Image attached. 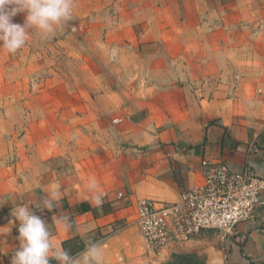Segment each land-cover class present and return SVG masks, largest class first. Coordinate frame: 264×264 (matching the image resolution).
<instances>
[{"label":"crops","instance_id":"1","mask_svg":"<svg viewBox=\"0 0 264 264\" xmlns=\"http://www.w3.org/2000/svg\"><path fill=\"white\" fill-rule=\"evenodd\" d=\"M96 1L106 2L74 0L72 16L87 17ZM128 1L135 11L124 19L113 16L105 36L116 47L133 46L152 59L147 78L136 73L137 86L126 98L98 90L95 102L90 91L80 89L72 93L76 104L53 86V137L45 141L53 153L43 156L38 149L21 155L33 159L29 182L21 163L8 159L13 146L41 147L31 143L24 124H15L30 99L26 91L10 89L25 81L20 75L26 47L14 54L0 50V264H11L20 244L19 221L11 216L18 204H29L48 224L52 243L76 256L94 236L118 223H135L138 199L177 201L182 189L202 179L203 160L223 162L231 171L249 168L264 178V55L257 66L234 58L247 47L246 31H235V25L258 20L264 26V0ZM139 9L142 13L135 14ZM25 17L26 12L18 13L12 22L23 25ZM257 39L264 52V30ZM35 62L29 61L40 65ZM55 76L53 85L59 81ZM85 78L89 86L90 77ZM64 98L69 100L62 103ZM75 109L82 114L68 113ZM11 131L25 133L11 141ZM93 178L101 206L90 202L87 186ZM51 188L61 194L56 207L36 208ZM57 217H67V230ZM202 233L221 250L224 264H264V192L254 218L238 223L232 234Z\"/></svg>","mask_w":264,"mask_h":264},{"label":"rangeland","instance_id":"2","mask_svg":"<svg viewBox=\"0 0 264 264\" xmlns=\"http://www.w3.org/2000/svg\"><path fill=\"white\" fill-rule=\"evenodd\" d=\"M93 9L94 11L87 17L72 16L71 21H68L54 34L49 35L47 39L41 38L39 33L33 29L25 44L24 60L26 65L24 73L20 75L25 81L11 84L10 89L15 92L26 91L30 94V99L27 100L23 109H19L20 114L16 118L20 117L21 121L15 122V124H24L29 130L27 135H30L33 140L31 143L39 141L41 147L28 148L26 146L25 149H22L20 146H13L9 151L8 159L10 162L19 161L21 163L19 169L21 172L23 167L26 182L30 180L34 163L33 159H22L21 155L37 153L38 149L43 156L50 152L53 153V150L45 145V141L49 142L50 137H53V123H55L53 121V91L68 92L64 93V96L68 97L69 95L71 97L70 100L68 99L69 102L75 104L79 102V99H75L72 93L80 92V89L90 91L95 102L100 101L98 90L100 93L105 91V94H111L115 90L121 93L123 98H126L130 94L129 91L137 86L136 79H132L136 73L141 72L143 77L147 78L146 67L150 66L149 62L153 60L140 56V53H135L133 46L131 48H127L125 45L122 48L116 47L109 37L105 36V32L112 23V17H117L120 14L122 19L127 18L132 11H135V3L128 0H106L104 3L96 1L93 3ZM134 13H142V10L139 9ZM235 27V31H246L247 47L245 49L248 50L235 51L234 58L245 59L249 61L250 65L252 63L257 66L258 58L264 55L263 50L257 44L258 35L264 30L263 22H258V20L242 21ZM31 59L37 61L35 65H40L32 67L29 63ZM137 67L142 68L139 71ZM159 72H161L160 68ZM54 75L59 81L57 80L58 82L53 85ZM87 75L90 77L89 86L85 82ZM159 75L161 76V74ZM98 77L100 82H97ZM218 77L220 78V74ZM53 86H56L55 90H53ZM68 100L64 98L61 101L66 103ZM102 106L104 107V103ZM68 113L79 116L82 111L75 109ZM24 133L25 131H11L9 137L11 141H16ZM30 137L27 138V141L30 140ZM36 165L37 163L34 167ZM20 179L22 178L20 177ZM188 242L189 244H186ZM210 242L209 235L202 233L192 237L181 246H177L179 247L177 249L170 246L168 252H163L161 256H154L146 248L138 226L133 222H125L118 223L104 235L94 236L76 256H79L88 245L99 243L103 250V264H168L173 261L175 254L195 253L203 246L211 244Z\"/></svg>","mask_w":264,"mask_h":264},{"label":"built area","instance_id":"3","mask_svg":"<svg viewBox=\"0 0 264 264\" xmlns=\"http://www.w3.org/2000/svg\"><path fill=\"white\" fill-rule=\"evenodd\" d=\"M202 165V179L182 189L177 201L149 197L136 201L135 224L154 256L201 232L215 230L230 235L238 223L254 218L264 178L249 168L231 171L223 162L203 160Z\"/></svg>","mask_w":264,"mask_h":264},{"label":"clouds","instance_id":"4","mask_svg":"<svg viewBox=\"0 0 264 264\" xmlns=\"http://www.w3.org/2000/svg\"><path fill=\"white\" fill-rule=\"evenodd\" d=\"M74 0H0V50L14 54L23 48L30 32L35 29L41 38L47 39L68 21L72 20ZM26 12L23 25L13 23V17ZM91 193L90 202L101 206L103 196L97 192L95 179L88 183ZM34 206L52 211L61 194L58 188L44 192ZM11 216L19 221V247L15 249L11 264H50L55 259L57 264H103V250L99 243L88 245L79 256H72L62 247L52 243L48 224L33 213L29 204L13 207ZM56 223H63L68 228L67 217H57Z\"/></svg>","mask_w":264,"mask_h":264},{"label":"water","instance_id":"5","mask_svg":"<svg viewBox=\"0 0 264 264\" xmlns=\"http://www.w3.org/2000/svg\"><path fill=\"white\" fill-rule=\"evenodd\" d=\"M197 256L202 259L204 264H224L221 250L211 244L203 246L197 251Z\"/></svg>","mask_w":264,"mask_h":264},{"label":"trees","instance_id":"6","mask_svg":"<svg viewBox=\"0 0 264 264\" xmlns=\"http://www.w3.org/2000/svg\"><path fill=\"white\" fill-rule=\"evenodd\" d=\"M84 209H89V205L86 203ZM168 264H204L196 254L194 253H177L174 255L172 262Z\"/></svg>","mask_w":264,"mask_h":264}]
</instances>
